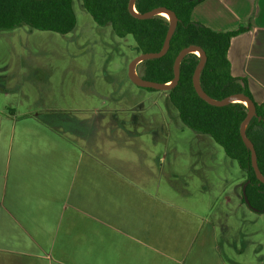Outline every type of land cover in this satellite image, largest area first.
<instances>
[{
	"label": "rangeland",
	"instance_id": "obj_1",
	"mask_svg": "<svg viewBox=\"0 0 264 264\" xmlns=\"http://www.w3.org/2000/svg\"><path fill=\"white\" fill-rule=\"evenodd\" d=\"M72 8L76 25L65 35L27 26L0 31V73L20 95L19 105L10 97L14 108L36 109L58 125L71 145L73 169L86 164L107 177L118 173L106 185L115 198L114 184L137 189L133 197L130 189H118V198L120 192L133 203L149 193L156 240L143 249L155 264L169 261V241L183 244L187 255L193 246H206L207 223L232 260L264 264V214L242 202L245 177L237 163L179 120L166 91L131 82L128 67L138 56L131 36L119 38L110 26L97 25L81 0H72ZM183 219L201 225L183 231Z\"/></svg>",
	"mask_w": 264,
	"mask_h": 264
},
{
	"label": "crops",
	"instance_id": "obj_2",
	"mask_svg": "<svg viewBox=\"0 0 264 264\" xmlns=\"http://www.w3.org/2000/svg\"><path fill=\"white\" fill-rule=\"evenodd\" d=\"M191 19L217 32L250 26L231 38L227 60L231 76L246 79L253 100L264 103V0H201ZM9 81L1 72L0 264H155L143 249L146 242L156 240L150 218L155 216V202L149 193L133 203L132 192L139 194L138 190L119 189L113 182L115 198L106 185L114 176L117 181L118 173L107 177L86 164L73 169L71 145L58 125L46 121L36 109L14 108L17 105L10 97L19 100L20 95ZM118 189H130L132 197L122 199L119 192L118 198ZM200 225L183 219L181 230H196ZM207 226L206 246H193L195 252L187 255L180 249L183 244L169 241L173 252L164 264H244L227 255L229 251L212 233L214 225Z\"/></svg>",
	"mask_w": 264,
	"mask_h": 264
},
{
	"label": "trees",
	"instance_id": "obj_3",
	"mask_svg": "<svg viewBox=\"0 0 264 264\" xmlns=\"http://www.w3.org/2000/svg\"><path fill=\"white\" fill-rule=\"evenodd\" d=\"M199 1L201 0H135L134 8L138 14L163 7L173 12L177 18L166 53L161 58L139 63L136 73L146 81L170 83L174 77L173 63L178 53L189 46L203 50L206 60L199 76L203 92L217 101L234 94H243L255 106L256 116L248 123L245 135L254 147L257 167L264 178V103L257 104L253 100L246 79L231 76L227 60L231 38L250 26L241 25L236 30L217 32L194 22L191 12ZM81 2L97 25L110 26L119 38L131 36L138 55L162 50L169 26L166 17L161 15L138 19L128 10L129 0ZM75 25L72 0H0V31L27 26L34 30L65 35L72 32ZM198 62L199 58L195 54H187L182 59L177 85L165 92L168 100L185 126L197 134L209 136L228 158L237 163L245 177L242 202L250 210L264 214V184L256 178L250 151L240 136V125L247 115V108L239 102L217 107L200 99L192 84V75Z\"/></svg>",
	"mask_w": 264,
	"mask_h": 264
},
{
	"label": "water",
	"instance_id": "obj_4",
	"mask_svg": "<svg viewBox=\"0 0 264 264\" xmlns=\"http://www.w3.org/2000/svg\"><path fill=\"white\" fill-rule=\"evenodd\" d=\"M134 2H135V0H129L128 10L132 15H134L138 19L144 20V19H149V18L154 17V16H161V15H159L160 12H165V13L169 14L170 19L165 18L169 22V26H168V30H167V33L165 36V41H164V45H163L162 50L159 51L158 53L139 54L129 64L128 76H129V79L131 80V82L133 84H135L136 86L141 87V88H145V89H153L155 91H169L170 89L175 87L178 83L179 66H180L182 59L187 54H193V53H191V50H197L200 53V56H197L199 58V62H198L197 66L193 72V75H192L193 88H194L196 94L198 95V97L200 99H202L203 101H205L211 105L217 106V107H221V106H224V105H227L230 103H236V102L232 101L233 99L239 98V99L243 100V103H241V104L246 106L247 115H246L244 121L240 125V136H241L243 143L245 144L247 149L250 151L251 165H252V168H253L254 173L256 175V178L262 184H264V178L260 174L258 167H257L256 153H255L254 147H253L252 143L250 142V140L245 135V130H246L248 123L251 121V119L253 117L256 116L255 106H254L253 102L243 94H234V95L226 97L222 100L217 101V100L211 99L210 97H208L203 92V90L201 89L200 84H199L200 72H201V70L205 64V60H206V55L203 52V50H201L199 47H196V46H189V47L182 49L178 53V55L176 56V58L174 60V63H173V75H174V77L170 83H166V84L154 83V82L146 81L137 75L136 66L139 63L146 61V60H150V59L161 58L166 53V51L168 50V47H169L170 39H171V37L174 33V30H175V27H176L177 18L173 12H171L170 10H167L166 8H163V7L155 8V9H153L149 12H146L144 14H138L134 8ZM133 71H135L136 76L133 75Z\"/></svg>",
	"mask_w": 264,
	"mask_h": 264
},
{
	"label": "bare ground",
	"instance_id": "obj_5",
	"mask_svg": "<svg viewBox=\"0 0 264 264\" xmlns=\"http://www.w3.org/2000/svg\"><path fill=\"white\" fill-rule=\"evenodd\" d=\"M159 15H162L164 17H166L167 19H170V15L165 13V12H160ZM191 53L197 55V56H200V53L197 51V50H191ZM133 75L136 76V73L135 71H133ZM233 102H239V103H243V100L237 98V99H233L232 100Z\"/></svg>",
	"mask_w": 264,
	"mask_h": 264
}]
</instances>
